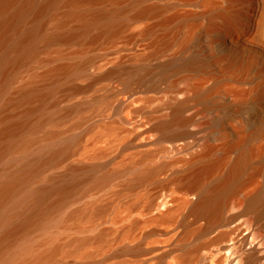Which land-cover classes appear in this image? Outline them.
Returning a JSON list of instances; mask_svg holds the SVG:
<instances>
[{
	"label": "bare ground",
	"instance_id": "6f19581e",
	"mask_svg": "<svg viewBox=\"0 0 264 264\" xmlns=\"http://www.w3.org/2000/svg\"><path fill=\"white\" fill-rule=\"evenodd\" d=\"M0 264H264V0H0Z\"/></svg>",
	"mask_w": 264,
	"mask_h": 264
}]
</instances>
